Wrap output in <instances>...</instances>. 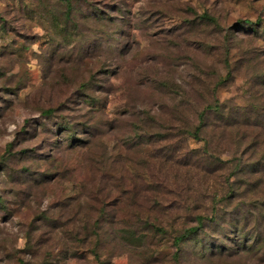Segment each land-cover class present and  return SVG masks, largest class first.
I'll return each instance as SVG.
<instances>
[{"label":"rangeland","instance_id":"374dc122","mask_svg":"<svg viewBox=\"0 0 264 264\" xmlns=\"http://www.w3.org/2000/svg\"><path fill=\"white\" fill-rule=\"evenodd\" d=\"M64 11L61 0H0V264H264V162L252 164L263 147L243 154L248 165L230 178L232 194L217 201L232 162L208 163L203 142L180 132L214 99L226 115L264 97L250 89L264 68V0H73L69 17ZM246 20L259 21L261 33L245 34ZM228 47L233 79L217 84ZM102 71L100 98H76L82 79ZM68 93L74 99L61 107ZM93 115L104 127L95 154L107 159L111 180L97 196L106 202L97 226L94 194L89 203L77 199L97 169L65 146ZM139 118L151 134L177 132L128 144L131 122L145 123ZM214 125L223 159L242 148L235 142L243 127ZM119 180L126 192L114 189ZM197 214V231L174 244Z\"/></svg>","mask_w":264,"mask_h":264},{"label":"trees","instance_id":"16d2710c","mask_svg":"<svg viewBox=\"0 0 264 264\" xmlns=\"http://www.w3.org/2000/svg\"><path fill=\"white\" fill-rule=\"evenodd\" d=\"M61 1H63L65 4L64 15L65 17H69V14L73 8V0H61ZM100 11L101 10L96 11V13L98 14V17H100L102 14L101 13L102 11L101 12ZM200 17L205 21H215L212 16L208 15L205 12L202 13ZM239 28L240 29L246 28L245 34L254 33L255 35L260 34L261 33L260 31L262 29V27L259 25V21L252 22V21H247V20L244 21V23H241L239 25ZM240 41L241 40L238 37H234L233 39V42L235 44L241 43ZM229 49L230 47H228V49L225 50V55L223 57L225 73L223 76H220L218 78L217 84H222L230 79H233V70L236 67H235V61L234 60L230 61V57L228 55ZM248 50L244 49V52L249 53L250 54L249 57H252L254 58V60H257L258 58L257 52H254L252 55L251 51H248ZM261 60L264 61V58ZM101 73H103V71L91 73L90 75L92 78L90 81H87V79L85 78L82 79V81L77 86V89H75L74 91L75 92L74 95H76L75 97L78 98L80 94V96L83 97V100H85V96L87 95V93H89L87 95L89 96L91 94L89 99L93 100L95 96L100 98V96H98L99 94L98 92L100 89L103 88L102 81L99 79L100 78L99 76ZM250 82H251L250 89L252 88L256 91L259 90L261 91L260 93L263 95L264 94V68L260 71H254L253 78L250 80ZM89 88L91 90H89ZM87 90H89L90 92H88ZM215 90L216 88L214 87L213 91ZM72 96H73L72 93H68L64 95V98L62 97L63 99L59 98L58 102L60 103L61 107L64 106L66 103L70 102L72 99H74L72 98ZM226 109L227 108H225L221 104V102H219L217 99H214L212 103L206 104L201 110H199V112L197 113V123L194 126H190L188 128L184 127L180 131L182 133L183 132L186 133L189 137H191L194 140L203 142L202 151H201L202 159L207 161L208 163L213 164V165H216V164L223 165L227 162H232L231 169L224 176L225 182H227L226 187H228V189L222 194L221 198L216 199L217 201L223 198L229 197L232 194V190H234V187H235V182H233L234 178H233V181L232 180L230 181V178L233 176L235 178H238L237 175L239 172L243 170V166L248 165V163H243V154L247 150H249L251 147H254V146H257V147L259 146L260 148L262 146L263 147L262 151L264 149V97L261 98L259 101H256L255 98H251L248 100V104L243 105V106L235 104L233 107H231V113L225 115ZM53 110H54L53 108L49 107V108L44 109L43 112H45L46 114H50ZM90 112L91 110L88 108L87 113H90ZM211 114L220 116V118L216 120V122H212V123L217 124L218 126L221 127V129L226 126H230L232 128H235V130H239L241 129V127H243L242 132H239V133L237 132L238 133L237 140L235 142L237 146L242 143V146H241L242 148L233 150L230 153V156L227 157L226 159H223L221 155L215 152V150L219 148L218 146L220 142L218 141V139H214L213 133L210 132V131H213V129L217 127L215 125L211 126L212 123H210L211 125L208 123V121H210L209 115ZM94 117L95 116L93 115L92 118H86V120L84 121L85 124L81 128L74 129L71 132L70 138H68L65 146L66 147L71 146V148L78 147L85 155L84 160H82V163L80 164L85 165L86 162L90 163L91 173L93 171V168L94 170L95 168L97 169L96 171L97 173L95 172L96 174L92 178V180H95V181L91 180L92 181L91 185L88 184L90 183L89 178H85L81 183H79L82 187L79 191L82 192L81 196H83V198H81L80 195H78L77 197L78 203L85 204V203H89L90 200L94 199L92 198L94 194L95 196L94 200L97 203H99V206L97 207V215L98 214L99 215L93 221V225L97 226L99 224V216L101 215L100 217H103L106 211L105 199H99L97 196L98 194L102 192L107 194L108 191H110L109 189H106V184L107 182H111V180L108 179V177L110 178V175H108L109 172L107 173V169H106L107 159H103L102 154H99V156L95 154L96 150L94 148L95 146L94 144L96 142V138H98L97 137L98 134H101L104 131V127H103V124L101 123L102 121H98L100 118L96 117V120H94ZM145 118L153 119V117L150 116L149 114H147ZM139 119L145 123H139L135 120L131 122L130 126L132 130H135V135H133L132 138L131 136H127L126 142L128 144L131 143L130 140H135L133 142L141 144L142 142L145 143L148 141V140L144 141L143 138H148V139L154 138L155 139L157 137H161V138H164L165 136L170 137V136H174L177 132V131L175 132L169 131L167 133V131H164V132L156 131V133L151 134L149 131H147L148 130L146 127L147 123L144 120V118H139ZM105 122H107V120H105ZM67 128L68 127L63 126L64 130H68ZM110 128H114L113 124L110 125ZM166 129L169 130L168 128ZM223 129H226V128H223ZM207 131H209L210 133L205 134V132ZM79 133H82L84 135H82L81 137H78ZM251 135L253 136L252 141L247 144L243 143L246 140V138ZM167 150H168V147H167ZM262 162H264V156L258 161H253L252 164L256 165ZM110 163H112V161H110ZM96 175H98L100 179L96 180ZM101 179L105 180L104 183L103 181H101ZM120 180L116 184L113 183L115 187L114 189H116V191H119V192H126L128 189L123 187L124 183ZM79 184H77V186ZM42 213L43 212H40L41 215ZM37 218L38 217H36V219ZM85 218H86V221H84L81 225L82 229L85 232V235L82 238H80V241H83L85 236L88 234V225L90 221L87 219L88 218L87 215H85ZM202 220H203V216L200 214H197L196 215L197 224L194 226L185 227L182 230V232L174 236L173 243L176 245H179V243L184 241L186 238H189L200 227V225L202 224ZM155 228L157 230L160 229V227H157V226Z\"/></svg>","mask_w":264,"mask_h":264}]
</instances>
